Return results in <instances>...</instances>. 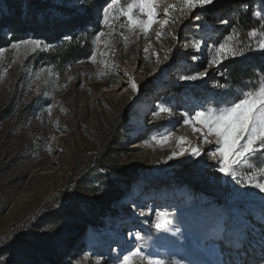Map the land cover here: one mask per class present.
I'll return each instance as SVG.
<instances>
[{
	"label": "rangeland",
	"instance_id": "374dc122",
	"mask_svg": "<svg viewBox=\"0 0 264 264\" xmlns=\"http://www.w3.org/2000/svg\"><path fill=\"white\" fill-rule=\"evenodd\" d=\"M111 2L0 0V264H117L134 247L165 264H264V192L220 173L206 155L168 159L179 137L199 142L183 112L260 86L264 56L252 53L203 80L181 79L204 70V51L191 60L195 40L248 44L252 23L230 25L260 0H220L201 29L181 0H163L159 11L175 4L178 21L159 41L158 25L147 38L128 29L120 10L133 0H116L114 27L104 25ZM253 17L264 30V18ZM19 40L42 47L18 53L11 44ZM260 169L264 157L241 172ZM157 211L171 231L152 226ZM136 231L143 240L128 235Z\"/></svg>",
	"mask_w": 264,
	"mask_h": 264
},
{
	"label": "snow or ice",
	"instance_id": "6c2138e0",
	"mask_svg": "<svg viewBox=\"0 0 264 264\" xmlns=\"http://www.w3.org/2000/svg\"><path fill=\"white\" fill-rule=\"evenodd\" d=\"M181 2L183 9H186L185 14L190 18V22L191 19H194V26L201 29L204 27L201 24L204 19L202 14L216 8L220 0H181ZM115 3L116 0H112L103 8L102 23L110 29L114 27L112 21L115 17L112 15V10ZM162 3L163 0H133L132 3L127 4L126 8L121 9L120 13L126 18L128 29L131 32L138 31L144 38L148 37L153 25H158L156 39L159 41L165 34L166 26L170 22L176 23L178 21V17L171 15L176 9V5L169 4L163 8L161 13L159 8ZM198 11L201 14H197ZM161 15L164 17L163 19H160ZM253 15L264 18V0H260L258 10H254ZM219 23L227 24L228 21L222 19ZM103 35V32H97V36L102 37ZM168 35L172 39H177L174 33H168ZM247 37L250 41L248 44L229 43L232 40L231 36L224 39L223 42L211 45L206 41L195 40L191 47L196 52L191 56V60L193 62L198 61L201 58L199 53L204 51L207 57L204 70H197L194 74L184 75L181 79L185 81L203 80L212 69L221 66L226 59L245 57L250 53L264 56V30L258 31L256 27H252L247 31ZM65 39H72V37L67 36ZM123 39L127 42L128 36H123ZM251 41H255V43ZM22 47L25 50L31 47V51L35 52L42 47V44L38 40H19L11 44V48L18 53ZM4 51L5 49L0 48V54H3ZM143 51L147 53L149 46H146ZM168 58L166 54L164 59L167 60ZM90 59L94 62L96 55H91ZM3 71L6 73L7 69L5 68ZM36 78H40L39 74ZM69 79L71 78L69 77ZM130 83L133 90H139L135 80ZM216 86L219 88L227 87L219 84ZM165 110L161 109V111ZM181 119L184 126H189L193 134H197L199 142L193 144L186 137H179L177 141L178 150L171 153L168 157L169 160L184 156L191 158L206 155L208 159L214 162V167L220 173L231 177L234 181L264 192V169H260L258 174L251 171H246L243 174L241 172L246 166L250 168V161L257 157H264V76L261 77L260 86L256 90L242 91L237 97L218 102L216 107L201 105L198 109L185 111L181 114ZM169 136L171 133L164 136L161 143H166ZM156 139L153 137V140ZM200 145H211L212 147L210 150L204 151ZM140 215L144 216L145 213L141 212ZM166 217V212L157 211L152 226L157 230L171 231V221ZM176 234H180V229H176ZM128 235L137 242L143 240L139 231L129 232ZM136 257L146 261V264H165V261L154 259L143 253L140 247L130 248L127 254H124L122 258L117 257L116 261L117 264H134ZM174 264H180V262L176 261Z\"/></svg>",
	"mask_w": 264,
	"mask_h": 264
},
{
	"label": "trees",
	"instance_id": "16d2710c",
	"mask_svg": "<svg viewBox=\"0 0 264 264\" xmlns=\"http://www.w3.org/2000/svg\"><path fill=\"white\" fill-rule=\"evenodd\" d=\"M28 2L35 6V4L40 2V0H28ZM249 23H252V25H251L252 27L255 26L254 25L255 23H257V19H255V17H253V14L250 12V10L249 11H239L238 13H235V16L232 19V23H231L230 27L237 29V31H238L239 28H241V26L243 24L246 25ZM13 25L15 28L20 26L18 16H14Z\"/></svg>",
	"mask_w": 264,
	"mask_h": 264
},
{
	"label": "bare ground",
	"instance_id": "6f19581e",
	"mask_svg": "<svg viewBox=\"0 0 264 264\" xmlns=\"http://www.w3.org/2000/svg\"><path fill=\"white\" fill-rule=\"evenodd\" d=\"M201 40H202V39H201ZM134 144H135V146L139 145L137 141H136Z\"/></svg>",
	"mask_w": 264,
	"mask_h": 264
}]
</instances>
